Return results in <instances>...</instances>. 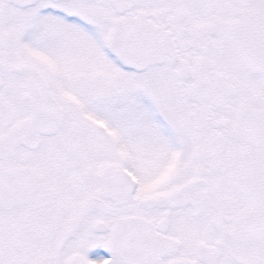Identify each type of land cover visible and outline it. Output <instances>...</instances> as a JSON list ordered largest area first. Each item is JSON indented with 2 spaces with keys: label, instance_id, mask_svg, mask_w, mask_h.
<instances>
[{
  "label": "snow or ice",
  "instance_id": "1",
  "mask_svg": "<svg viewBox=\"0 0 264 264\" xmlns=\"http://www.w3.org/2000/svg\"><path fill=\"white\" fill-rule=\"evenodd\" d=\"M0 264H264V0H0Z\"/></svg>",
  "mask_w": 264,
  "mask_h": 264
}]
</instances>
